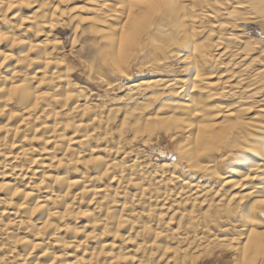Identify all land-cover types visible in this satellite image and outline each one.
I'll return each mask as SVG.
<instances>
[{
	"label": "bare ground",
	"instance_id": "obj_1",
	"mask_svg": "<svg viewBox=\"0 0 264 264\" xmlns=\"http://www.w3.org/2000/svg\"><path fill=\"white\" fill-rule=\"evenodd\" d=\"M164 2L0 0V264H143L152 247L175 264H194L216 248L229 251L233 264H262L264 221L257 210L264 199V103L256 100L248 105L241 101L242 91L233 89L246 82L235 67L242 65V71L248 72L245 58L235 53L242 35L228 30L224 36L213 35L218 37L208 48L198 43V27L218 22L226 4L212 0L202 6L200 1L181 0L175 11H168ZM244 2L238 5L241 11L259 10L249 6L250 0ZM120 4L126 7H117ZM64 19L91 27L88 35L100 36L103 55L119 74L129 76L131 60L116 62L122 36L131 57L148 48L157 56L147 64L155 71L152 77L132 80L127 96L135 106L118 119L115 142L108 128L110 118L102 112L98 115L96 106L90 105L94 101L89 104L88 93L71 78L72 67L55 34ZM230 24V28L245 26L237 18ZM170 59L182 64L181 74H166ZM220 68L224 69L218 72ZM257 75L264 77V67L257 69ZM257 93L260 90L249 95ZM127 131L131 132L127 143L162 136L172 143L173 161L155 164L161 173L154 170L150 177L157 185L154 193L150 180L145 181L139 149L128 151L121 144ZM184 194L193 207L205 203L208 196L216 201L201 214L184 212L185 223L194 227L192 237H180L174 229L165 231ZM142 216L154 219L149 224L139 221ZM179 226L176 229L183 225ZM146 234L152 242L139 239ZM170 237L176 246L157 244V239ZM132 247L142 254H133Z\"/></svg>",
	"mask_w": 264,
	"mask_h": 264
},
{
	"label": "rangeland",
	"instance_id": "obj_2",
	"mask_svg": "<svg viewBox=\"0 0 264 264\" xmlns=\"http://www.w3.org/2000/svg\"><path fill=\"white\" fill-rule=\"evenodd\" d=\"M197 1H200L201 3H202V6H205V4L206 3H208V2H211L210 0H194V2L197 4V3H199V2H197ZM204 1H206V3L204 2ZM221 1V3H225L226 5V7H225V10H224V12L222 13V14H220L219 15V17H220V19H219V21L220 22H222L223 24H221V25H218V23H220L219 21L217 22V21H215L214 20V22H216V23H213V21L211 22V23H203V24H201V25H199V27H198V30H200V32H201V34H200V38H199V40H198V43H203V44H207L206 45V47H208V48H211V47H213V44H214V42L216 41V39H217V37H215L216 35H219V36H224L225 34H228V31H229V33H233V34H235V35H242V37L240 38L241 40H240V43H242V45L239 43H236V46L238 45V49L237 50H235V53H236V57H241V58H245V60L243 61V63H244V67L246 68L247 67V69H246V71H248V72H245V71H242V63L240 64L241 66H236L235 67V69H237V70H241V73L239 74L240 75V78H244V77H246V82H245V84H241V85H238V87H236V88H233L234 90H241L242 92H241V94H239V96L241 95L242 96V99H241V101L243 102H247V104L250 102L251 103V105H253V103H256V100L257 101H260L259 103L261 104V103H264V77H258V76H260V75H257V69H260V68H263L264 67V46H261V47H259L260 45H264V22H262V21H264V13H262L261 14V11L260 10H257L258 11V14H257V11H254V13L252 12V13H249L248 11H245V10H242L241 11V5L243 4V3H245L244 1L245 0H234L235 2L234 3H232L233 2V0H220ZM241 1V2H240ZM77 4H78V6L80 5V4H82V2L81 1H77L76 2ZM230 3H232V7H229L228 5L230 4ZM238 3V4H237ZM240 3H242V4H240ZM240 7H239V6ZM231 8V9H230ZM229 12V13H228ZM238 13H240V14H242V15H238ZM256 13V14H255ZM254 14V15H253ZM260 14V15H259ZM239 16V17H238ZM243 18H242V17ZM246 16V17H245ZM249 16H251L250 18H249ZM257 16H259V18L257 17ZM254 17V18H253ZM257 17V18H256ZM263 17V18H262ZM236 18H237V22L239 21V20H241V24H244L245 26H241V27H235V28H230V26H231V24L230 23H234L235 21H236ZM246 18V19H245ZM257 20H256V19ZM261 18V19H260ZM242 19H244V21L242 20ZM65 21L61 24V25H59L57 28H56V31H55V34H56V36L58 37V40L60 41V46L62 47V54L65 56V58H66V60H67V63L70 65V67H72V76H71V78H72V80L78 85V87L81 89V90H83L84 92L83 93H85V94H87L88 93V95H87V98L89 99L88 100V103H89V101H90V99H92L91 101H90V103L92 102V101H94V102H92L90 105L91 106H96V108H95V110L97 111V109H98V111H97V113H98V115H100L101 114V112H102V115H106L108 118H110V120H109V124H108V128H110L111 130H109V131H111L112 132V134H113V141L115 142V138H116V136H118V129L120 128L119 126H120V123H119V121H121V120H119L118 121V119H121V117H123V115H125V113H127V111H128V109H130L131 107H134L135 106V103H133L134 105H132V103H129L128 101H130V99H129V93H130V89H131V86L130 85H132V83H134V82H136V81H140L141 80V78L143 77V78H145V79H148L149 77H152L154 74V72H153V70H151L149 67H148V65L147 64H149L150 62H152V60L153 59H155L156 60V58H157V56H156V54H155V52L153 51V52H151L152 50H150L149 48L148 49H146V50H144L143 52L141 51L140 53L138 52L137 54H136V57L133 55L132 57H131V60H130V63H129V66H128V73H129V76L128 75H121V74H119L117 71H115V69H114V67L113 66H110V62H108V60L106 59V56L105 55H103L104 54V52L102 51V45H103V42L101 41V38H100V36H98L97 34H95V33H92V32H90L89 33V35H88V30H87V28L90 30L91 29V27H88L87 25H89L88 23L86 24V26H87V28L85 27V25L84 24H81V25H78V24H76L74 21L73 22H71V24H70V21H68V19L66 20V19H64ZM223 20H225V21H223ZM247 21V22H246ZM257 21V22H256ZM251 22V23H250ZM253 22V23H252ZM74 23V24H73ZM226 23V24H225ZM248 23H250V24H248ZM207 24V25H206ZM216 25V26H214V25ZM204 25V26H203ZM213 27H212V26ZM224 25V26H223ZM226 25V26H225ZM247 25V26H246ZM253 25V26H252ZM90 26V25H89ZM218 26V27H217ZM258 26V27H257ZM262 27H263V29H262ZM75 29V31L76 30H79V32L78 31H74V29ZM81 28V29H80ZM82 28H85V31L87 32V34L83 31L84 29H82ZM214 28H215V30H214ZM217 28V29H216ZM241 28V29H240ZM246 28V29H245ZM249 28H250V31H249ZM207 31H206V30ZM222 29H223V31H222ZM224 29H226L225 31H224ZM248 29V30H247ZM217 30V31H216ZM228 30V31H227ZM244 30V31H243ZM247 30V31H246ZM260 30V31H259ZM80 31H81V33H82V31H83V33L82 34H84V36L80 33ZM202 31H203V33H202ZM213 31V32H212ZM241 31H242V34H241ZM207 34V35H205V33ZM210 32H212V33H210ZM244 32V33H243ZM247 32H249V34H247ZM73 35H72V34ZM216 33V34H215ZM246 33V34H245ZM253 33H255V34H253ZM81 34V35H80ZM86 34V35H85ZM93 34V35H92ZM208 34H209V36H208ZM212 36H211V35ZM250 34H251V37H250ZM258 34V35H257ZM88 35V36H87ZM91 35V36H90ZM94 35H95V37H94ZM202 35V36H201ZM213 35H215V36H213ZM255 37H254V36ZM76 36V37H75ZM90 36V37H89ZM97 36H98V38H97ZM248 38H247V37ZM256 36H260V38L261 39H259V40H257V38H256ZM77 39V41L75 40V38ZM212 37V38H211ZM244 37H246V38H244ZM210 38V39H209ZM254 38V39H253ZM73 39H74V41H73ZM92 39V40H91ZM205 39H207V40H205ZM249 39H251V40H249ZM254 41H253V40ZM256 39V40H255ZM88 40V41H87ZM95 40V41H94ZM247 40V41H246ZM76 41V42H75ZM82 41V42H81ZM85 41H86V43H85ZM97 41L99 42L100 41V43H97ZM210 41V42H209ZM213 41V42H212ZM245 41V42H244ZM89 42V43H88ZM208 42V43H207ZM244 42V43H243ZM252 42H254L253 43V45H252ZM261 42H263V43H261ZM88 43V44H87ZM101 43H102V45H101ZM209 43H213L212 45H208ZM248 43V45L247 46H245L244 44H247ZM257 43V44H256ZM261 43V44H260ZM72 44V45H71ZM77 44V45H76ZM83 46H82V45ZM251 44V45H250ZM87 45V47H85ZM88 45H89V47H90V49L91 50H93L94 51V54H93V51L91 52V50L89 49V47H88ZM96 46V48H98V49H92L93 47L92 46ZM259 45V46H258ZM254 47V48H252V47ZM258 46V47H257ZM79 47H81V48H79ZM83 47H85L86 49H84ZM256 47V48H255ZM237 48V47H236ZM241 50H240V49ZM251 48V49H250ZM259 48V51H257V49ZM79 49H80V51H79ZM84 49V50H83ZM245 49V50H244ZM88 50V51H87ZM255 52H254V51ZM70 51V52H69ZM98 51V53H97V55H96V52ZM85 52V53H84ZM88 52V53H87ZM253 53V54H251V53ZM81 54V55H79V54ZM82 53H83V55H82ZM87 53V54H86ZM91 53V54H90ZM102 53V54H101ZM152 53V54H151ZM247 53H250V55L249 54H247ZM86 54V55H85ZM142 54V55H141ZM240 56H239V55ZM78 55V56H77ZM87 55H89V56H87ZM94 55V56H93ZM154 55V56H153ZM238 55V56H237ZM244 57H243V56ZM248 55V56H247ZM80 56V57H79ZM82 56V57H81ZM86 56V57H85ZM94 57V60L92 59H89V58H93ZM105 56V57H104ZM143 56V57H142ZM245 56H247V57H245ZM251 56V57H250ZM260 56H261V58H260ZM85 57V58H84ZM89 57V58H88ZM96 57H97V59H96ZM86 59V60H83V59ZM104 58V59H103ZM145 59V61H144V59ZM238 58V59H239ZM252 58H254V59H252ZM149 59V60H148ZM99 61V67H100V65H101V68H105V69H107V70H101L98 66H97V61ZM102 60H105L104 62L102 61ZM172 59H170L169 60V68L167 69V73L166 74H169L170 76H176V75H179V74H181V63L180 62H178L177 60L176 61H174V60H172ZM248 60H249V62H248ZM250 60H251V62H250ZM253 60H255V61H253ZM92 61L94 62V63H92ZM246 61V62H245ZM85 62L87 63V64H85ZM133 62H134V64H133ZM139 62V63H138ZM248 62V63H247ZM258 62V63H257ZM255 63H256V65H255ZM105 66H104V65ZM107 64V65H106ZM131 64H132V66H131ZM141 64L143 65L144 64V67L142 68V66H141ZM247 64H248V66H247ZM263 66H262V65ZM89 67H88V66ZM255 65V66H254ZM258 65V66H257ZM103 66V67H102ZM134 66V67H133ZM146 66V67H145ZM88 67V68H87ZM98 67V68H97ZM148 67V68H147ZM253 67V68H252ZM256 67V68H255ZM85 68L88 70H92V71H89L88 70V72H87V70H85ZM137 68V69H136ZM139 68H140V70H139ZM95 69V70H94ZM147 69V70H146ZM148 69L150 70V71H148ZM223 69L224 68H220V69H218L217 71L219 72V71H223ZM235 69H233L234 71H235ZM147 72H145V71ZM253 72H252V71ZM77 71V72H76ZM98 71H99V73H98ZM107 73H106V72ZM250 71V72H249ZM106 73V76H107V78L105 77V73ZM109 72H110V74H109ZM112 72H114V74L112 73ZM245 72V73H244ZM88 73V74H87ZM228 73H231V71L230 72H228ZM228 73H226V76L228 77L229 75H228ZM248 73V74H247ZM104 76H103V75ZM108 74V75H107ZM115 74H116V76H117V78L115 77ZM254 74V75H253ZM84 75V76H83ZM91 75V76H90ZM96 75V76H95ZM111 75H113V77H110ZM246 75H248V76H246ZM88 76V77H87ZM118 76H120V79L118 78ZM146 76V77H145ZM251 76V77H250ZM256 78H254V77ZM93 77H95V78H98V79H95V78H93ZM106 79H105V78ZM129 77V78H128ZM140 77V78H139ZM87 78V79H86ZM100 78H102V79H100ZM110 78V79H109ZM112 78V79H111ZM116 78V81H114V79ZM125 78V79H124ZM128 78V79H127ZM229 78V80L231 79V77L229 76L228 77ZM251 79V81L249 80V79ZM263 78V79H262ZM95 79V80H94ZM127 79V80H126ZM145 79H142V80H145ZM235 79V78H234ZM262 79V80H261ZM94 80V81H93ZM98 80V81H97ZM106 80V81H105ZM113 80V81H112ZM134 82H133V81ZM255 80H257L256 82H255ZM82 81V82H81ZM97 83H96V82ZM110 82V84L112 85H110L109 84V82ZM118 81V82H117ZM230 81H233V80H230ZM249 81V82H248ZM100 82V83H99ZM114 82V83H113ZM121 82V83H120ZM252 82V83H251ZM113 83V84H112ZM116 83V84H115ZM234 83H235V81H234ZM98 84V85H97ZM100 84V85H99ZM104 84V85H103ZM108 84V85H107ZM115 84V85H114ZM80 85V86H79ZM95 85V86H94ZM122 85V86H121ZM252 85V86H251ZM257 85V86H256ZM262 85V86H261ZM100 86V87H99ZM115 86V87H114ZM118 88H117V87ZM129 86V87H128ZM104 87H107V89L105 90V88ZM110 87V89H108ZM121 87V88H120ZM241 87H242V89H241ZM86 88V89H85ZM101 88H104V90L103 89H101ZM117 88V89H116ZM124 89V90H123ZM254 89V90H253ZM88 90V91H87ZM112 92H111V91ZM256 90L258 91V90H260V93H259V96H257L258 95V93L256 94V96H251V95H249V93H253L254 91L256 92ZM97 91V93H94V92H96ZM101 91V92H100ZM105 91V92H104ZM125 91H126V94H125ZM128 91V92H127ZM91 92V93H90ZM107 92V93H106ZM111 92V93H110ZM103 93V94H102ZM115 93V94H114ZM120 93H121V95H120ZM242 93H244L243 95H242ZM89 94H91V95H95V96H89ZM105 94H106V96H105ZM248 94V95H247ZM96 95H97V99H95L96 98ZM100 95V96H99ZM104 95V96H103ZM117 95L118 96H120V97H118L117 98ZM128 95V96H127ZM247 95V96H246ZM107 96H109V97H111V96H114L113 98L114 99H116V100H114L112 97H111V99H109V97H107ZM122 96H124V97H122ZM103 97V98H102ZM109 99H107V98ZM119 98H121V99H119ZM125 98V99H124ZM248 98H249V100H248ZM257 98H259V99H257ZM95 99V100H94ZM127 99H129V100H127ZM262 99H263V101H262ZM97 100L98 101H100L99 103L97 102ZM108 100V101H107ZM112 100V102H110ZM121 100V101H120ZM245 100H247V101H245ZM95 101L97 102V103H95ZM114 101H116L115 103H114ZM118 101V102H117ZM126 101V102H125ZM255 101V102H254ZM262 101V102H261ZM102 102H104L103 104H102ZM107 102H108V104L109 105H107ZM123 102H125V104L126 103H128L127 105H128V107H127V105H125L124 104V106L122 105L123 104ZM122 103V104H121ZM96 104V105H95ZM100 105V106H99ZM104 105H106L105 106V108H104ZM116 107V108H114V106ZM122 105V106H121ZM248 105H250V104H248ZM103 106V107H102ZM118 106V107H117ZM100 107V108H99ZM110 107H113V109L111 108L110 109ZM120 107V108H119ZM124 107H127L126 109H124ZM130 107V108H129ZM117 108H118V110H117ZM122 108V109H121ZM100 109V110H99ZM107 109H109L111 112H112V110H113V112L112 113H110V111L109 110H107ZM109 111V112H107V111ZM122 110H123V112L124 113H122ZM125 110H127V111H125ZM107 113H106V112ZM119 111V112H118ZM117 112V113H116ZM109 116H112V117H109ZM114 116V117H113ZM117 117V118H116ZM112 118V119H111ZM110 126V127H109ZM116 126V127H115ZM114 127V128H113ZM116 131H115V130ZM117 132V133H116ZM115 133V134H114ZM117 134V135H116ZM122 139H121V144L123 145V146H125L124 147V149H126V150H128V151H130V150H132L133 152H134V150L135 149H139V160H140V164L142 165V166H144L145 167V174H144V176H146L145 178V181L147 180V179H149L150 181L149 182H151L150 184L152 185L151 187H150V192L151 193H154L155 192V187L157 186L156 184H154V183H152V181L153 180H151V178L150 177H153V174H154V170H155V173H161V172H157V170H156V165H159L160 163H162V162H166V163H171V160L173 161V159H174V155L176 154L175 153V151H174V149H173V146H172V143L170 142V141H168V140H166V138L165 137H159V138H156V137H152V138H150V139H148V141L146 142V143H144V141H136V142H133L132 141V143H127V142H131V132H126L125 134L123 133V137H121ZM153 138H154V140H153ZM126 139H127V141H126ZM149 140H153V141H149ZM155 140H156V142H155ZM127 143V144H126ZM135 143V144H134ZM138 143V144H137ZM148 144V145H147ZM151 144V145H150ZM130 146V147H129ZM146 146H148L147 148H146ZM134 149V150H133ZM142 152V153H141ZM142 154L144 155V156H142ZM131 155H132V153H131ZM141 155V156H140ZM172 156H174L173 158H172ZM132 157V156H131ZM130 157V158H131ZM147 157V158H146ZM146 161V162H145ZM145 162V163H144ZM149 162V163H148ZM144 163V164H143ZM158 163V164H157ZM156 164V165H155ZM155 165V166H154ZM147 166V167H146ZM155 168V169H154ZM151 169V170H150ZM152 172V173H150V171ZM148 171V172H147ZM169 176L167 175V176H165V178H168ZM148 182V181H147ZM131 190V188H129V189H127V193L129 194V191ZM185 195H187V194H184V195H181L180 197H179V199H180V201L182 202L181 203V205H179L178 206V208H176V209H174V211H175V215H174V217H172V219L170 220V222H171V225H170V222L166 225V226H168V227H166L165 226V228H166V230L165 231H167L168 232V230H169V232H171V231H173V229L174 230H176V231H178L177 232V234L176 235H179L180 237H185V236H189V237H192V234L194 233V230H193V228L191 227V226H188L186 223H185V221H184V218L183 217H185L186 216V214H184V212L185 211H193L194 213L196 212V213H200L201 214V212L202 211H205L207 208H209V207H206V206H210V205H208V203H210V202H212L213 200H211L210 198H208V197H205V203H203L202 205H199L198 206V204L195 206V207H193V205L192 204H190V201H189V198H188V196H185ZM218 196V193L216 194V197ZM187 198V199H186ZM214 199H216V198H214ZM224 199V200H223ZM222 200H221V202L223 203L224 201H225V198H223ZM189 201V202H188ZM186 202H188V203H186ZM216 201H213V203H215ZM146 204H143V208H145L144 206H145ZM187 205H188V207H187ZM191 205V206H190ZM115 206H117L116 204H115ZM184 206V207H183ZM189 206H190V208H189ZM141 206L140 205H138V207L137 208H140ZM204 207L206 208V209H204ZM194 208H196L197 210H194ZM198 208H200V209H198ZM201 209H203L202 211H201ZM177 210V211H176ZM200 210V212H198ZM181 211H182V213H181ZM180 213V214H179ZM168 215H170V214H165V216H167L168 217ZM185 215V216H184ZM164 216V217H165ZM182 216V217H181ZM148 217V218H147ZM147 217H140L139 219V221H143V220H147V222L148 221H150L151 220V222H152V220L154 219V218H152V217H149V216H147ZM167 217H165V219L163 220V221H167L168 219H167ZM150 218V219H149ZM181 218H182V220H181ZM173 219L175 220V221H173ZM180 220V221H179ZM163 221H162V223H163ZM173 222H175V223H173ZM182 222V223H181ZM149 223V222H148ZM184 223V224H183ZM216 223H217V221H216ZM150 224V223H149ZM174 224V225H173ZM200 225L199 226H202V225H204L203 224V222H200L199 223ZM202 224V225H201ZM170 225V226H169ZM177 225H183L181 228H179V229H176L177 228ZM179 226V227H180ZM184 228V229H183ZM191 229V230H190ZM199 231V232H198ZM198 231H196V233H200V229L198 230ZM181 233V234H180ZM147 235V236H146ZM146 235H142V236H139V239L141 240H144V241H147V239H149L147 242H152L151 241V236H149L150 234H146ZM142 237V238H141ZM145 238V239H144ZM164 240H166L165 241V243H164ZM175 241V239L173 240V238L171 239V237H170V240H169V238L168 239H166V238H159V239H157V244H159V245H161V246H170V247H174V246H176V242H174ZM173 242V243H172ZM154 247H152V249H151V252H150V249H148L147 250V252H149V254H147L148 256H146L145 255V263H143V264H149V263H152V264H175V261L173 262V260H167V256L164 258H161V253H160V251H159V248H158V251H157V249L156 248H154ZM215 248V247H214ZM132 249H133V254H136V253H138V254H136V255H141L142 254V252H140V251H137L136 253H135V247L133 248L132 247ZM212 249H213V247H212ZM153 250H156V251H153ZM221 251V252H220ZM225 251V252H224ZM150 253H156V254H150ZM158 253V254H157ZM231 253L229 252V251H226V250H218L217 248L216 249H213V254H211V256H206V257H204L202 260H196V261H194V264H233V256L232 255H230ZM152 255V256H151ZM170 256V255H169ZM151 257H153V260H152V258ZM146 258H148L149 260H147ZM159 259V260H158ZM163 259V260H162ZM162 262H161V261ZM168 262H167V261ZM152 261V262H151ZM163 261H164V263H163ZM264 259L262 260V264H264ZM156 262V263H155ZM161 262V263H160ZM196 262V263H195ZM188 263V262H187Z\"/></svg>",
	"mask_w": 264,
	"mask_h": 264
},
{
	"label": "snow or ice",
	"instance_id": "obj_3",
	"mask_svg": "<svg viewBox=\"0 0 264 264\" xmlns=\"http://www.w3.org/2000/svg\"><path fill=\"white\" fill-rule=\"evenodd\" d=\"M116 0H112V3H115ZM234 2V0H233ZM63 3V0H62ZM181 0H165L163 7L168 11H175L180 6ZM223 6V5H221ZM229 7H232V3L228 5ZM249 6L257 8L261 11V13H264V0H250ZM12 8H15V5L11 6ZM29 8L32 7V5H28ZM119 8H124L126 5L120 4L117 5ZM11 10V9H10ZM115 22V21H113ZM258 27V26H257ZM264 46V45H261ZM258 51V49H257ZM131 59V56L126 51V44H125V38L121 37L120 42V56L118 60L116 61L118 64H126L128 60ZM97 66L99 67V61L96 62ZM123 75V73H121ZM89 163H94V161H89ZM107 175V173H105ZM74 183H76L74 181ZM15 195V194H14ZM259 205L262 206L260 209L257 210V214L261 221H264V199H261L259 202ZM245 214H247V208L245 206ZM261 258L264 259V245L261 246V252H260Z\"/></svg>",
	"mask_w": 264,
	"mask_h": 264
}]
</instances>
